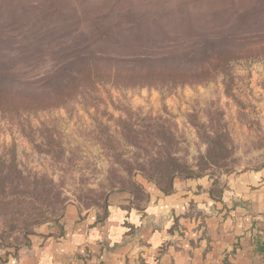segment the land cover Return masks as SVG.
I'll return each instance as SVG.
<instances>
[{
    "label": "rangeland",
    "instance_id": "obj_1",
    "mask_svg": "<svg viewBox=\"0 0 264 264\" xmlns=\"http://www.w3.org/2000/svg\"><path fill=\"white\" fill-rule=\"evenodd\" d=\"M10 1L0 6V76L9 72L25 88L44 91L59 82L74 50L106 60L170 59L193 56L204 38L230 34L238 40L264 32L263 21L241 28L237 19L263 9L264 0H123L112 9L116 0H62L60 9H71L65 26H49L42 18L47 0ZM18 1L27 7L24 14ZM194 58L200 59L197 53ZM64 103L46 104L43 111L23 109L18 117L0 114V154L8 158L15 149L29 175L51 179L66 207L81 212H101L109 194L119 189L140 194L133 184L142 175L127 172L126 164L171 159L216 179L264 169V59L234 63L185 86L100 82L91 96ZM159 130L167 133V143L154 135ZM130 131L135 142L127 136ZM45 136L59 154L48 152ZM48 224L59 222L37 226L32 235ZM26 241L18 248L0 242V262Z\"/></svg>",
    "mask_w": 264,
    "mask_h": 264
},
{
    "label": "crops",
    "instance_id": "obj_2",
    "mask_svg": "<svg viewBox=\"0 0 264 264\" xmlns=\"http://www.w3.org/2000/svg\"><path fill=\"white\" fill-rule=\"evenodd\" d=\"M138 183L145 201L110 193L102 221L68 205L0 264H264V169L177 180L170 194Z\"/></svg>",
    "mask_w": 264,
    "mask_h": 264
},
{
    "label": "trees",
    "instance_id": "obj_3",
    "mask_svg": "<svg viewBox=\"0 0 264 264\" xmlns=\"http://www.w3.org/2000/svg\"><path fill=\"white\" fill-rule=\"evenodd\" d=\"M0 1H2L0 6L11 3L10 0H8L9 2L7 0ZM61 1L47 0L48 5L43 6L44 11L41 13L44 14L46 11L47 14L41 15L47 20L49 26L60 22V26H65L70 21L66 15L71 12V9L62 11L59 6ZM122 3L123 0L113 1L110 3L111 9L113 6ZM17 6H19L22 14L28 11L27 7L19 1ZM72 11L74 12V10ZM130 11L129 8L128 12ZM250 15L237 17L239 27L250 26L256 21L264 22V8L253 11ZM37 20L41 22L42 19L38 18ZM29 21L30 19L26 20V22ZM141 24L139 23L137 26ZM133 26L135 28L136 24ZM84 52V49H80L70 53V57H73L61 68V71H64L63 76L60 73L59 82L54 83L53 88L47 91L25 88L22 84H18L13 77L9 78L8 75L11 76V74L4 70L6 73L4 72V75L0 76V114L3 115L2 117L14 113L15 117H18L16 113L23 109L43 111L49 107L46 104H65L64 102L71 97L81 96L84 99L86 96H91V92L95 91L96 85L100 82L110 81L113 85L122 84L127 87L135 85L153 87L177 83L180 86H185L203 82L216 71L227 68L234 63H254L263 60L264 32L241 37L238 40H235L230 34L217 38H204L201 48L194 49L193 56L185 54L170 59L138 60L125 58L106 60L96 55H86ZM196 53L200 57L198 61L194 58ZM89 89L91 91H86ZM33 110V113H37ZM42 129H36L35 132L40 133ZM131 134L134 133L127 132V136L132 138L131 142H135L136 137ZM154 135L163 143H167V133L164 130L154 131ZM149 136L153 137V135ZM44 141L50 148L48 152L59 154V152L54 151V142L51 137L45 136ZM157 143L153 146H157ZM171 151V147H167L165 153L168 158L171 157ZM48 152L43 154L48 156L50 154ZM126 166L127 172H138L142 175V179L154 184L164 194H170L173 191L177 180L201 177L195 174L193 167L171 159L166 162L152 161L146 165H136L137 167L130 164H126ZM197 168L203 167L197 166ZM133 185L135 190L140 193L139 195L128 189H119L116 192H129L136 203L145 201L146 194L142 186L137 181ZM66 205V199L63 198L51 179L35 174L29 175L25 166L17 160L15 149L11 150L8 158L0 154L1 243L12 241L14 243H9L7 246L14 244L18 248L22 245V241L28 240V237L33 234L32 230L35 227L51 221L60 223ZM106 209L107 203L98 213L99 221H102L106 216ZM28 244L29 241L26 245ZM257 247L260 252L264 253V243L258 244Z\"/></svg>",
    "mask_w": 264,
    "mask_h": 264
}]
</instances>
